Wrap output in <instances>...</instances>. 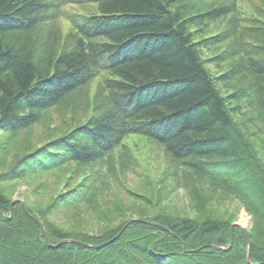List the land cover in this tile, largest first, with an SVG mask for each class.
I'll use <instances>...</instances> for the list:
<instances>
[{
  "label": "trees",
  "instance_id": "trees-1",
  "mask_svg": "<svg viewBox=\"0 0 264 264\" xmlns=\"http://www.w3.org/2000/svg\"><path fill=\"white\" fill-rule=\"evenodd\" d=\"M261 10L264 0H0V152L8 151L3 136L25 138L44 112L103 75L84 123L45 136L9 166L0 157V264H264ZM62 16L71 24L63 40ZM196 28L212 33L195 40ZM130 134L160 149V187H180L200 206L228 196L250 212L254 228L231 229V216L200 208L117 214L99 234L63 228L53 216L80 225L112 211L106 175L118 182L136 159L123 142ZM64 167L73 168L74 184L47 202L31 206L7 191ZM149 192L132 195L146 205L164 198ZM134 218L148 222L132 221L106 243Z\"/></svg>",
  "mask_w": 264,
  "mask_h": 264
},
{
  "label": "rangeland",
  "instance_id": "rangeland-1",
  "mask_svg": "<svg viewBox=\"0 0 264 264\" xmlns=\"http://www.w3.org/2000/svg\"><path fill=\"white\" fill-rule=\"evenodd\" d=\"M246 5L249 7V5H252V3L248 2ZM91 6L92 5L88 6L86 11H88ZM249 13L255 14L253 10H250ZM249 15L251 17H255V15ZM260 17L264 18V10L263 12L261 10V14L258 15V18ZM53 22H55V20H50L48 23H45L44 26L48 27L50 26V23L54 25ZM253 23H251V26H256L259 24V22H256V24ZM190 30H194V28L190 27ZM211 33V29H208L205 31V33H203L202 29L196 28L195 40L206 37ZM65 34L66 32L60 33L62 40L64 39ZM53 49L56 52L60 51V47H53ZM108 76L106 75V78ZM101 82L102 81L98 77L92 79V82L89 85H87V83V86L85 85L86 87L83 86L84 88L66 95L61 103L44 112L41 122L34 126L33 129L25 135V138L29 137L28 140H26L23 136L20 138L10 137L8 135H6L7 137L3 136V139L7 138L5 150L8 149L7 152H0V157L6 161L4 165H11L12 160L16 156L23 155L26 152H31L42 145L44 143L45 136H49L50 134H52V136H57L64 133L68 129L73 128L74 126L84 123L92 113L91 106L93 104L98 85ZM124 139L128 142L125 144L126 147H128V144L131 147L129 155H135L136 159L131 161V167L129 166V168L120 174L121 179L118 182H114L115 179L110 177L109 174L106 175V182L110 186L106 192L111 193V200L109 201L112 211H101V216L96 214L90 215L88 218L84 219L85 223H81L80 225L72 224L73 226L66 215L62 214L53 216L56 222L61 224L63 228L84 230L86 232H90L91 234H99L108 227V224H110L106 219L110 218L113 221L115 218L114 216L117 214L125 215L124 218L129 216L136 217L139 215H141L140 217L144 218L148 215H157L165 208H168L169 213L191 212V214L196 213V208H200L201 212H205L209 215L216 214L217 216L223 217L224 219L230 220L231 216L232 220L230 221L232 223L239 224V226H241V228L244 230H251L254 228V222L250 212L237 200H233L228 196L217 193L214 198H211L209 201L210 203L208 202L205 205L200 206L201 203L196 204L195 197H190L189 194L187 195V192L180 187H174L169 183L164 184L163 187H160L158 179L163 177V169L165 168L164 158L160 149L156 148L154 144H151L149 141L139 135L130 134ZM125 153H128V151H125ZM0 168L2 169L4 167L0 166ZM71 169L73 168L64 167L63 169L61 168L52 170L54 173L53 175H49L48 178L45 176L41 178L35 177L32 179H27L18 184L10 183L8 185L7 191L12 195V199L21 202L26 201L31 206H34L36 202H47L51 200L56 192H61L64 189L66 190L68 186L74 184L72 182L73 176ZM97 169L98 167L85 169L82 173L76 176L74 180L79 179L82 175H88L90 171H95ZM147 174L152 177V181L147 176ZM151 189L162 190L164 197L163 200H161L159 203H156V200L154 199L151 201V203L146 205L145 203L141 202L140 199L132 195L135 193L143 194L145 192V195L148 198L151 194L149 192ZM34 194H36V196ZM106 207H109V205ZM140 211L147 213L140 214ZM209 211L217 212L208 213ZM259 224L262 227L264 226V224L261 222ZM258 230L264 231V227L260 228L258 226ZM259 237L260 240L264 239V233L263 236ZM247 243L249 244V241H247Z\"/></svg>",
  "mask_w": 264,
  "mask_h": 264
},
{
  "label": "water",
  "instance_id": "water-1",
  "mask_svg": "<svg viewBox=\"0 0 264 264\" xmlns=\"http://www.w3.org/2000/svg\"><path fill=\"white\" fill-rule=\"evenodd\" d=\"M132 221H144V220H130V221H128V222L123 226L122 230H123V229H124L129 223H131ZM144 222H147V221H144ZM233 225L239 226V224H237V223H234ZM233 225L231 226V229H232ZM122 230H121V231H122ZM121 231H120V232H119L114 238H112L111 241H114V240L119 236V234L121 233ZM42 233H43V236H44V238H45L47 244H48V245H51L50 242H49V240H48V238H47V236H46V234H45V231H44V228H43V227H42ZM247 241H249L248 238H247ZM64 242H66V240L61 241L59 244L64 243ZM59 244H57V245H59ZM57 245H56V246H57ZM84 245H86V244H84Z\"/></svg>",
  "mask_w": 264,
  "mask_h": 264
},
{
  "label": "bare ground",
  "instance_id": "bare-ground-1",
  "mask_svg": "<svg viewBox=\"0 0 264 264\" xmlns=\"http://www.w3.org/2000/svg\"><path fill=\"white\" fill-rule=\"evenodd\" d=\"M173 10H174V8H173ZM251 18H252V17H251ZM255 18H256V17H255ZM256 19H257V18H256ZM256 22H257V21H256ZM44 30H45V29H44ZM252 53H253V52H252ZM252 53H251V54H252ZM96 62H97V61H96Z\"/></svg>",
  "mask_w": 264,
  "mask_h": 264
}]
</instances>
